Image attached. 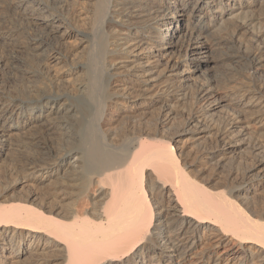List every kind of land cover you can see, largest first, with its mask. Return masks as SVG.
<instances>
[{
    "label": "bare ground",
    "instance_id": "obj_1",
    "mask_svg": "<svg viewBox=\"0 0 264 264\" xmlns=\"http://www.w3.org/2000/svg\"><path fill=\"white\" fill-rule=\"evenodd\" d=\"M263 186L264 0H0V264H264Z\"/></svg>",
    "mask_w": 264,
    "mask_h": 264
},
{
    "label": "rangeland",
    "instance_id": "obj_2",
    "mask_svg": "<svg viewBox=\"0 0 264 264\" xmlns=\"http://www.w3.org/2000/svg\"><path fill=\"white\" fill-rule=\"evenodd\" d=\"M158 139L159 138H163V136L160 134V135H158V137H157ZM194 150V151H193ZM190 153V155H192V156H194V157H191V158H196V159H198L199 158V153L200 152H197V150L196 149H191L190 151H189ZM199 160V159H198ZM203 161H205V160H203ZM208 174V173H207ZM202 180L203 179H206V177L205 176H203L202 178H201ZM263 188H264V186H263ZM263 188H260L262 191L259 193V195H260V197H262L261 198V201H264V190H263ZM260 191V190H259ZM263 192V193H262Z\"/></svg>",
    "mask_w": 264,
    "mask_h": 264
}]
</instances>
